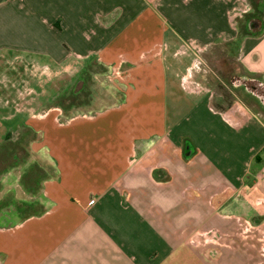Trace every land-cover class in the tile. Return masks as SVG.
Returning a JSON list of instances; mask_svg holds the SVG:
<instances>
[{"label":"crops","instance_id":"0c3cea01","mask_svg":"<svg viewBox=\"0 0 264 264\" xmlns=\"http://www.w3.org/2000/svg\"><path fill=\"white\" fill-rule=\"evenodd\" d=\"M0 42L46 56L44 67L96 53L124 71L114 106L17 124L43 179L13 164L0 173L13 199L0 206L37 210L0 212V264H248L232 246L200 249L191 237L236 228L238 191L247 176L255 185L250 170L264 178L263 120L243 103L215 108L188 55L234 43L247 75L263 77L264 10L253 0H0ZM14 127L0 122V141Z\"/></svg>","mask_w":264,"mask_h":264},{"label":"rangeland","instance_id":"374dc122","mask_svg":"<svg viewBox=\"0 0 264 264\" xmlns=\"http://www.w3.org/2000/svg\"><path fill=\"white\" fill-rule=\"evenodd\" d=\"M260 8L263 9V4ZM252 17L250 13L244 18L247 22ZM246 28L245 25L244 30ZM17 33L23 31L19 29ZM5 43L11 42H0V46ZM193 50L194 52L190 53L191 50L188 55L191 73L202 80L204 87L212 90L215 108L226 112L236 108L237 103H243L250 112L261 118L264 124L262 99L259 100L240 86L239 80L248 75L236 59V44L228 42L207 47L203 51L198 48ZM33 57L40 64L24 55L21 48L0 47V122L15 126L13 137L4 134L5 138L2 136L3 140L0 141V173L9 171L13 164L14 169H19L17 174L21 177L22 171H29L26 176L30 183L35 180L42 181L43 175L38 171V164L41 166L44 161L32 153L28 138L24 139L28 137L26 129L17 124L24 122L27 115L40 117L52 108H57V111L62 113L60 117L69 119L74 115H93L104 108L114 106L119 102L124 72L107 68L97 58L96 53L88 57L74 56L68 62L50 67L41 64L46 62V56L37 54ZM258 78L264 81V77ZM245 106L242 108L247 109ZM255 163L256 161L253 165L256 166ZM250 171V177L255 174V185L249 183L247 176L245 189H249V205H245L247 189L238 191V198L243 197L244 200L243 206L239 205L236 212H233L237 216V226L232 230L233 234L222 235L215 230L194 234L191 237L193 246L200 249L204 246L221 247L220 244L226 248L232 246L233 252L246 257L248 264H264V201L260 200L264 178L260 171ZM25 190L21 191L22 196H30L28 190ZM4 193L0 191L2 199L12 198L10 195L3 198ZM230 193L227 192L226 197ZM10 204L23 213L28 210L29 213L37 212L32 206L28 207L27 203L11 201ZM10 204L2 201L0 212L5 211ZM224 213L227 212L223 210Z\"/></svg>","mask_w":264,"mask_h":264},{"label":"flooded vegetation","instance_id":"af4514ba","mask_svg":"<svg viewBox=\"0 0 264 264\" xmlns=\"http://www.w3.org/2000/svg\"><path fill=\"white\" fill-rule=\"evenodd\" d=\"M257 80L258 79L245 76L244 78H241L239 82L240 86H243L247 92L251 93L253 96L258 97L259 100L262 99V102L264 103V92H262V89L260 88V84L262 83Z\"/></svg>","mask_w":264,"mask_h":264},{"label":"trees","instance_id":"16d2710c","mask_svg":"<svg viewBox=\"0 0 264 264\" xmlns=\"http://www.w3.org/2000/svg\"><path fill=\"white\" fill-rule=\"evenodd\" d=\"M254 2V5H255V10L257 11H262L264 10V3L263 1H260V0H253ZM263 4V9L260 8V6ZM257 81H260L262 84H260V88L262 89V92H264V81H261V80H257Z\"/></svg>","mask_w":264,"mask_h":264},{"label":"water","instance_id":"95a60500","mask_svg":"<svg viewBox=\"0 0 264 264\" xmlns=\"http://www.w3.org/2000/svg\"><path fill=\"white\" fill-rule=\"evenodd\" d=\"M250 25H251L252 27H255V26L258 25V23H257V21H255V22H252Z\"/></svg>","mask_w":264,"mask_h":264},{"label":"built area","instance_id":"2783aa9c","mask_svg":"<svg viewBox=\"0 0 264 264\" xmlns=\"http://www.w3.org/2000/svg\"><path fill=\"white\" fill-rule=\"evenodd\" d=\"M94 202H95V199L92 198L91 201H90V205H92Z\"/></svg>","mask_w":264,"mask_h":264}]
</instances>
